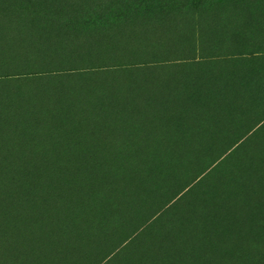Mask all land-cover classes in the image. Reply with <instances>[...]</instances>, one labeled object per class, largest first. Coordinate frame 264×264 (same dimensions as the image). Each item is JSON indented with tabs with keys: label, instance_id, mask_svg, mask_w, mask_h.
<instances>
[{
	"label": "trees",
	"instance_id": "obj_1",
	"mask_svg": "<svg viewBox=\"0 0 264 264\" xmlns=\"http://www.w3.org/2000/svg\"><path fill=\"white\" fill-rule=\"evenodd\" d=\"M145 1L0 0V17H5L0 21V264H120L144 243L151 230L160 227L171 238L173 252L168 264H213L210 246L222 233L221 227L239 225L243 232L264 239L261 107L252 110L248 106L250 112L243 121L233 119L235 123L227 124L239 127L238 136L223 138L204 149L206 166H212L198 182H190L189 176L182 174L181 182L189 185L188 189L184 187L165 211L132 224L126 221L129 216L111 214L124 211L126 199L122 195L132 194L128 188L137 187L144 176V165L138 157L148 144L139 139L130 156L125 154L131 131L137 129L141 134L143 129L141 123L129 119L128 110L136 102L146 108L164 101L166 106L160 109L168 115L178 111L173 106L175 101L163 100L158 89H147L141 98H118L113 95L115 86L128 75L140 81L150 72L174 70L175 75H181V68L214 67L233 57L227 53L229 48H220L218 40H198L196 31L189 42H199L198 55L173 60L156 58L168 41L163 35L156 36L152 24H146L139 33L118 34L114 21L123 25L162 21L163 16L155 12L162 4ZM203 1L191 3L199 9ZM214 1L220 8L228 5L227 0ZM29 16L40 17L43 22H28ZM227 20L221 18L219 22ZM103 21L107 22L105 42L99 34ZM181 22H186L185 31H189V22L196 20ZM201 26L199 33L204 32ZM143 42L147 44L139 49ZM67 45L74 46L69 57L57 50ZM78 48H90V55L79 57L75 52ZM148 95L153 99H147ZM203 113L207 114L206 110ZM152 114L154 119L159 118L156 111ZM200 126L205 131L202 136L211 138V121L202 118ZM150 138L154 144L161 136L153 133ZM213 178L218 179L214 183L218 195L213 202L220 208L207 230L199 221H193L185 232L178 225L165 227L166 215L179 210L185 198ZM70 188L79 192L77 198L70 194ZM206 203L210 205L208 200ZM80 209L87 213L78 214ZM100 209L106 210L109 219L105 234L122 229L129 236L87 261L77 251L78 238L69 235L70 221L80 225L81 219L88 218L90 227L83 231L81 241H89L90 232H96ZM246 210L253 213L257 228L250 226L253 217L250 219ZM183 245L188 248L181 254ZM255 247L230 250V255L236 263L264 264V243ZM159 255L158 248L147 249L136 264H167L168 256Z\"/></svg>",
	"mask_w": 264,
	"mask_h": 264
},
{
	"label": "rangeland",
	"instance_id": "obj_2",
	"mask_svg": "<svg viewBox=\"0 0 264 264\" xmlns=\"http://www.w3.org/2000/svg\"><path fill=\"white\" fill-rule=\"evenodd\" d=\"M149 1L162 4L161 7L155 8V12L163 16L162 21L127 22L126 25H123V22L114 21L113 27L117 29L118 34L129 31L139 33L145 29L146 24H152L156 36L163 35L168 41V44L160 51L162 54H158L156 58L173 60L179 57L195 58L198 55L199 42H189V38L194 34L192 32L196 31L195 36L198 40L201 38L210 42L218 40L220 48H229L227 53L233 57L227 59L224 64L214 67L190 65L181 68L178 70L181 75H175L174 70L150 72L149 76H145L141 81L128 75L123 80L125 86L123 83L115 86L113 95L118 98L133 97V95L141 98L147 89H158L163 100L168 101L172 98L175 101L173 106L178 110L176 114L168 115L165 110L160 109L166 106L164 101H156L154 107V104H150V107L146 108H141L136 102L128 110L129 119L136 121L135 123H141L143 129L141 134H138L137 129L131 131L132 136L127 139L130 142H128L129 147L126 146L125 154L129 155V152L133 151L137 142H141L139 139H143L148 144L138 157V161L144 165V176L141 182L137 187L128 188L132 194L122 195L126 199L123 203L124 211L116 210L111 213L120 217L129 216L126 220L128 224L134 223L135 220L144 222L165 211L168 205L179 198L189 186L181 182L182 174L189 176L190 182L193 180L198 182L212 166V163L206 166L207 158L204 149L219 143L223 138L238 136L239 127L227 124L235 123L232 122L233 119L239 123L243 121L248 115V106H251L252 110L257 107L264 108V55L260 57L259 53H255L264 52V0H227L228 5L223 8H220L219 3L214 4V0H205L200 4L199 9L194 8L191 0H147L146 4ZM194 12L196 15L193 14ZM169 16L174 18L171 22H165L164 20ZM4 18V16L0 17V21ZM221 18L233 19L235 22H228L229 20L219 22ZM183 19L196 20L195 23L189 22L192 25L191 30L185 31L188 25L185 24L186 22H181ZM26 20L43 22L40 17L35 16H29ZM106 23L102 22L103 28L99 31L103 42L106 37ZM200 24L204 26L201 29L203 33H199L202 27ZM182 40L185 42L180 43ZM142 44L139 49L143 48L147 42ZM57 50L63 56L69 57L74 46H60ZM177 50L179 53H174ZM89 51L90 48L75 50L81 58L84 55H90ZM41 92L45 91L41 89ZM183 92L184 96H182ZM146 98L153 99V96L148 95ZM203 110H206L207 114H204ZM259 110L263 111V109ZM152 111H156L159 118L154 119L155 115ZM202 118H208L211 121V127L208 130L211 138L206 139L202 136L205 132L200 126ZM119 121L123 122L122 119ZM153 133L161 136L154 144L150 138V134ZM151 145H155L153 149ZM217 180L213 178L201 183L190 197L182 201L179 210L166 215L165 227L178 225L181 232H185L193 221H199L207 230V227L214 222V212L220 208L213 202L218 195L214 192V183ZM184 187L186 188L183 190ZM70 194L76 198L79 196V192L71 188ZM207 200L210 205L206 203ZM101 210H98L100 214H96L95 221L98 224L96 232H90L89 241H81L83 231L90 227L88 218L81 219L80 225H76L77 221H70L72 230H69V235L73 234L78 238L77 251L80 255L83 254L87 261L109 250L113 242L124 241L129 236L122 229L115 230L112 234H105L109 219L105 215L106 210ZM244 212L250 219L253 217L252 212L248 210ZM84 213L87 212L83 209L78 211V214ZM254 220L255 217L250 220L252 221L250 226L257 228V222L254 223ZM221 230L222 233L218 235L214 245L210 246L213 264H248L246 261L234 262L230 250L242 249L244 246H256L257 249L264 243V239L253 237V232H243L244 229H240L239 225L221 227ZM86 232L89 233V230ZM193 236L196 240L197 237ZM223 240L226 241L222 243ZM148 244L149 248L144 247ZM157 248L160 250L159 256L161 254L164 258L168 256L169 259H165L168 264L172 260L173 249L171 238L164 227L151 230L144 243L134 248L128 254L130 256L121 260L120 264H136L142 260L147 249L156 250ZM187 248L184 245L181 249L179 248L181 254Z\"/></svg>",
	"mask_w": 264,
	"mask_h": 264
}]
</instances>
